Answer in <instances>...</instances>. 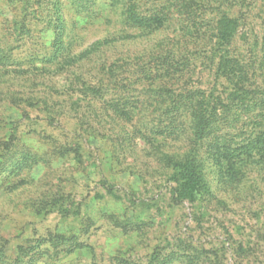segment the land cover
I'll list each match as a JSON object with an SVG mask.
<instances>
[{
	"label": "rangeland",
	"instance_id": "rangeland-1",
	"mask_svg": "<svg viewBox=\"0 0 264 264\" xmlns=\"http://www.w3.org/2000/svg\"><path fill=\"white\" fill-rule=\"evenodd\" d=\"M129 10L161 28L58 69L96 41L149 31ZM222 15L239 19L232 49L264 85V0H0V264H264V166L232 183L203 155L209 194L177 202L160 155L183 141L143 140L136 121L75 84L97 85V67L189 37L193 16L204 46ZM194 58L180 84L208 90L213 78ZM131 68L120 104L141 110L152 93L140 95Z\"/></svg>",
	"mask_w": 264,
	"mask_h": 264
},
{
	"label": "trees",
	"instance_id": "trees-1",
	"mask_svg": "<svg viewBox=\"0 0 264 264\" xmlns=\"http://www.w3.org/2000/svg\"><path fill=\"white\" fill-rule=\"evenodd\" d=\"M128 19L149 31L96 41L88 51L70 57L69 63L58 69L74 66L114 42L151 35L162 26L156 22V28H153L154 20L141 19L130 10ZM189 20L195 25V33L191 36L177 33L172 39L158 41L132 56L97 67L101 72L97 85L75 81L77 92L83 98L99 99L109 114L126 123L136 121L135 132L143 140L150 142L147 138L161 137L183 141L182 152H162L160 155V161L171 170L173 195L180 203L201 200L210 192L203 155L218 165L227 182L232 183L243 180L245 167L249 164L264 166V85L251 83L246 65L232 49L239 34V19L228 15L219 17L204 46L197 42L206 38L207 33H201L194 16ZM184 37L196 39L191 45L186 44L189 40ZM183 40L185 44H182ZM192 57L209 70L213 78L210 89L191 86L188 82L180 84L188 73L191 74L188 69L193 66ZM132 64L135 68H131L130 75L135 77V83H139L140 95L152 93L148 106L141 110L134 106L129 108L124 102L120 104L118 94L127 88V79L120 80L124 75L122 68ZM156 79L159 80L157 85ZM237 249L241 255L250 250L244 244L238 245Z\"/></svg>",
	"mask_w": 264,
	"mask_h": 264
}]
</instances>
